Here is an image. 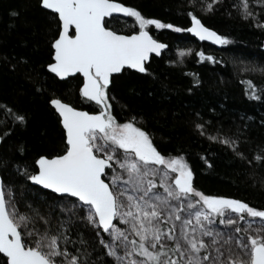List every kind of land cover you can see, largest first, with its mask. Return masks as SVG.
I'll list each match as a JSON object with an SVG mask.
<instances>
[{
	"label": "snow or ice",
	"instance_id": "obj_1",
	"mask_svg": "<svg viewBox=\"0 0 264 264\" xmlns=\"http://www.w3.org/2000/svg\"><path fill=\"white\" fill-rule=\"evenodd\" d=\"M188 2L196 6L195 0ZM38 3L57 17L50 60L44 67L59 78L82 74L79 94L95 102L99 111L74 107L54 94L47 100L62 126V147L58 154L36 156L31 170L19 165L18 171L27 180L63 195L46 204L44 212L31 204L20 212L11 186L5 189L0 180V264H102V257L111 258L112 264H264V208L199 190L184 154L159 151L151 134L140 125L143 116L133 114L120 121L113 115L110 100L115 97L109 95L112 74L126 69L148 73L145 62L150 60L149 54L166 48L150 35L148 26L185 29L146 17L120 0ZM218 3L201 0L199 6L202 11H213ZM257 3L264 5V0H238L232 8L255 21L258 18L252 5ZM114 13L133 17L139 31L126 35L106 26L105 17ZM10 14L17 15L14 11ZM187 15L191 24L186 31L202 40L228 43L227 36L206 27L194 11ZM73 26L74 35L69 31ZM258 26L264 27V21ZM189 51L179 49L178 54ZM196 55L215 61L203 51ZM19 60L23 62L24 57ZM10 66L15 70V63ZM193 82L199 84V80ZM246 83L245 94L261 99L253 81ZM34 86L43 91L41 83ZM0 115L5 122L10 118L19 125L27 119L3 102ZM194 127L246 159L239 150L240 129L225 134L218 128L213 134L205 132L203 123ZM11 131L6 128V134ZM261 153L264 148L254 152L248 163H264ZM6 164L0 160V165ZM114 219L124 227H118ZM77 223L93 230L95 246L83 233L72 234ZM100 248L103 252L94 255Z\"/></svg>",
	"mask_w": 264,
	"mask_h": 264
},
{
	"label": "trees",
	"instance_id": "obj_2",
	"mask_svg": "<svg viewBox=\"0 0 264 264\" xmlns=\"http://www.w3.org/2000/svg\"><path fill=\"white\" fill-rule=\"evenodd\" d=\"M120 2L136 7L146 17L185 31L148 26L151 35L165 42L168 48L160 57L150 58L146 64L148 73L126 69L112 76L109 95L115 97L110 100L113 115L120 121L133 114L143 116L140 125L151 134L159 151L165 155L184 154L193 170L194 186L199 190L264 208V163L254 160L248 163L254 152L264 148V51L261 50L264 27L258 26L259 21H264V5H252L258 18L254 21L243 18L238 9L232 8L238 0H219L213 11H202L201 0H195V7L188 0ZM190 10L204 25L227 36L228 43L215 47L195 40L186 31L191 22L187 15ZM13 11L17 15H11ZM56 20L38 0H0V102L27 117L19 125L10 118L5 122L0 115V137H3L0 160L7 161L6 165H0V175L5 189L11 186L15 207L20 212L26 210L27 204L44 212L46 204L61 197L31 184L18 171L19 165L31 170L36 156L58 154L62 147L64 133L47 100L54 94L74 107L99 111L95 103L81 98L79 75L59 80L44 67L50 60V40L55 35ZM105 20L106 26L114 31L139 30L130 16ZM179 49L190 51L179 56ZM199 51L213 56L215 61L201 60L196 55ZM20 57H24L23 62ZM11 63L16 64L15 70ZM194 80H199V84ZM248 80L257 86L261 99L245 94ZM36 82L42 84L43 91L36 90ZM195 123H203L205 132L213 134L218 128L225 134L240 129L243 136L239 150L246 159L219 141L210 140L207 134H201ZM6 128H12L11 133L6 134ZM77 232L95 246V233L90 227L77 223L72 234ZM101 252L102 248L94 255ZM102 264H112L111 258L102 257Z\"/></svg>",
	"mask_w": 264,
	"mask_h": 264
},
{
	"label": "water",
	"instance_id": "obj_3",
	"mask_svg": "<svg viewBox=\"0 0 264 264\" xmlns=\"http://www.w3.org/2000/svg\"><path fill=\"white\" fill-rule=\"evenodd\" d=\"M48 11H50L51 12V10H48ZM112 16H119V17H122V18H127L128 17V15H126V14H124V13H114ZM107 18H109V17H105V19H107ZM190 24H191V22H190ZM190 26V25H189ZM188 26V27H189ZM206 26V25H205ZM206 27H208V26H206ZM210 28V27H209ZM214 30V29H213ZM70 34H72V35H74L75 34V32H74V26L73 27H71L70 28ZM137 31H139V30H137ZM149 31V30H148ZM188 32V31H187ZM149 33H150V31H149ZM195 40H197L198 42H204V43H207V44H210V45H212V46H215V47H219L220 46V44H216L214 41H211V40H208V39H200L199 37H197L194 33H191V32H188ZM123 34H126V35H130L131 33H123ZM150 35H151V33H150ZM154 38V37H153ZM155 39V38H154ZM160 42H162V41H160ZM162 43H164L165 45H166V48H164V49H161V51H160V53L159 54H156V53H150L149 55H150V58L151 57H153V56H155V57H160L161 56V54H162V52H164L165 50H167V48H168V45L165 43V42H162ZM261 50L262 51H264V40L262 41V43H261ZM149 61H146L145 63L147 64ZM129 70H131V69H129ZM132 71H135V72H138V71H136V70H132ZM139 73V72H138ZM117 74H120V73H114V74H112V76H114V75H117ZM54 75V74H53ZM75 75H79L81 78H82V74H79V73H76V74H70V77H73V76H75ZM55 76V75H54ZM112 76H111V78H112ZM59 80H65V79H67V78H59V77H57ZM69 78V77H68ZM93 103H95V102H93ZM81 109V108H80ZM54 110V109H53ZM82 110H86V109H82ZM57 114V113H56ZM57 116H58V114H57ZM62 127V126H61ZM0 180H2V178H1V175H0ZM31 184H33V185H35V186H38V187H40V188H42V189H44V190H47V191H50V192H52V190H49V189H45L42 185H38V184H36L35 182H32V181H29ZM53 193V192H52ZM55 195H57V196H62L63 194H56V193H54ZM74 199V198H73ZM114 222H115V219H114Z\"/></svg>",
	"mask_w": 264,
	"mask_h": 264
},
{
	"label": "rangeland",
	"instance_id": "obj_4",
	"mask_svg": "<svg viewBox=\"0 0 264 264\" xmlns=\"http://www.w3.org/2000/svg\"><path fill=\"white\" fill-rule=\"evenodd\" d=\"M258 4V3H257ZM257 4H254V5H257ZM253 5V6H254ZM139 29V28H138ZM117 171H119V169L117 168ZM117 225H118V227H124V225L122 224V222H120L119 220H118V223H117Z\"/></svg>",
	"mask_w": 264,
	"mask_h": 264
}]
</instances>
